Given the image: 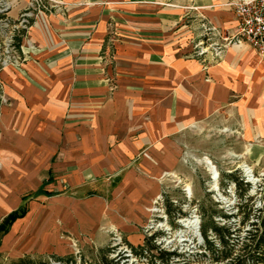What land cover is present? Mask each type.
I'll list each match as a JSON object with an SVG mask.
<instances>
[{
  "label": "crops",
  "instance_id": "0c3cea01",
  "mask_svg": "<svg viewBox=\"0 0 264 264\" xmlns=\"http://www.w3.org/2000/svg\"><path fill=\"white\" fill-rule=\"evenodd\" d=\"M12 1L14 11L26 0ZM233 1L61 0L47 31L27 30L41 50L22 71H0L9 98L0 109V220L49 176L43 189L59 178L71 187L108 172L120 178L108 201L29 199L0 253L13 262L63 257L54 252L60 230L95 237L140 227L156 171L175 168L181 138L204 129L232 137L238 160L264 172V54L245 44L206 63L190 54L202 21L235 29Z\"/></svg>",
  "mask_w": 264,
  "mask_h": 264
},
{
  "label": "rangeland",
  "instance_id": "374dc122",
  "mask_svg": "<svg viewBox=\"0 0 264 264\" xmlns=\"http://www.w3.org/2000/svg\"><path fill=\"white\" fill-rule=\"evenodd\" d=\"M2 2H6L8 8L4 14L0 15V18L5 17L6 21L11 23L0 22V71L6 67L22 71L23 63L34 59L32 53L42 48L30 42L26 36L27 30L37 25L47 31L46 18L60 11L62 3L61 0H26L24 6L18 10L14 8V13L12 0H0V4ZM24 12L29 13V24L25 28L10 25L13 22L16 24L20 14ZM18 38L19 46L16 47L15 41ZM192 47L193 42H191V49ZM106 81L112 82L108 78ZM112 87L110 84V89ZM8 103L9 98L3 90V82L0 78V109ZM232 139L225 135H215L211 129H204L197 136L192 134V136L182 137L181 140L185 143L184 151L181 152L175 168L156 171V193L149 200L145 216L139 220L140 227L135 229L132 227V231L127 233L111 226L105 227L95 237L94 235L71 236L60 230L58 247L54 249V252L58 255H72L74 259L71 264H165L164 260L167 264H212L201 256L202 240L192 230L184 227L183 221L196 219L199 227L200 216L204 213L211 214L219 224H222L220 215L225 214L230 215L228 222L234 230L237 228L235 222L240 218V210H249L252 214L260 208L264 190V183H260V189H257L259 185L256 182L251 183L247 181L248 178L245 180V176L247 177L245 165L238 160ZM246 167L251 169L250 166ZM213 171L216 172L217 189H213ZM229 172L236 177L235 181L228 178ZM253 172L255 175L256 171L253 170ZM119 178L120 172H108L102 174L100 178L92 177L86 185L78 187H71L65 180L59 178V185L46 190L43 186L52 181V177L49 176L37 190L21 197V204L14 211L22 208L23 215L16 219L25 215L27 201L38 195L46 198L57 195L71 197L98 195L108 201ZM168 209L170 213H167ZM15 220L9 224L6 231L0 232V244L2 236ZM245 229H247L246 225L241 231ZM150 234L154 235L152 244L159 250L173 251L178 256L168 259L166 255L150 250L144 256L125 258L119 246H113L111 242L112 236L115 235L120 237L121 242L128 247L129 243L134 244L137 238ZM210 239L215 242L213 237ZM100 248H102L101 251H99ZM41 260L47 261L43 257ZM12 262L9 255L0 253V264Z\"/></svg>",
  "mask_w": 264,
  "mask_h": 264
},
{
  "label": "trees",
  "instance_id": "16d2710c",
  "mask_svg": "<svg viewBox=\"0 0 264 264\" xmlns=\"http://www.w3.org/2000/svg\"><path fill=\"white\" fill-rule=\"evenodd\" d=\"M15 44L16 47L19 46V38L16 39ZM227 176L234 181L236 180L232 172H229ZM167 213H170L169 209ZM22 215V208L9 213L0 222V232L6 231L9 224ZM220 216L222 224H219L211 214L202 213L200 216L198 231L202 240L201 248L203 253H201V256L212 264H264V190L262 191L259 209L252 214H250L249 210H240V218L235 222L237 224L236 229L233 230L228 222L230 215L221 214ZM245 225L247 229L241 231ZM153 234L144 235L141 245L135 247L128 245L132 256H144L150 250H154L158 254H164L168 259L178 256L173 251L164 252L153 245ZM210 237H213L215 242ZM41 258L23 256L11 264H71L74 259L72 255L43 257L47 261L41 260ZM163 262L167 264L166 260Z\"/></svg>",
  "mask_w": 264,
  "mask_h": 264
},
{
  "label": "built area",
  "instance_id": "2783aa9c",
  "mask_svg": "<svg viewBox=\"0 0 264 264\" xmlns=\"http://www.w3.org/2000/svg\"><path fill=\"white\" fill-rule=\"evenodd\" d=\"M232 5L236 17L235 29L231 31L220 29L202 21L199 25L201 31L193 42L190 52L192 57L206 63L208 60L219 58L226 46L239 44H245L259 55L264 54V0H234ZM7 8L8 4L2 2L0 15L4 14ZM28 17L29 13H21L17 23L13 22L10 25L25 28L29 24ZM6 20L5 17L0 18V22L11 23ZM243 164L249 166L246 163ZM251 173L254 175L253 169ZM255 175L256 183L259 185L257 189H260V183H264V172H256ZM245 180H247L246 176ZM111 242L113 246H119V249L124 252L125 258L133 257L129 247L121 242L120 237L112 236Z\"/></svg>",
  "mask_w": 264,
  "mask_h": 264
},
{
  "label": "bare ground",
  "instance_id": "6f19581e",
  "mask_svg": "<svg viewBox=\"0 0 264 264\" xmlns=\"http://www.w3.org/2000/svg\"><path fill=\"white\" fill-rule=\"evenodd\" d=\"M209 164V162H207ZM245 168V171H246V175H247V178H248V181H250L251 183H255L256 182V179L253 177L252 173H251V169L244 166ZM213 175H214V182H213V189H217V184H216V181H215V178H216V172L213 171ZM184 227L186 228H189L190 230H192L194 232L195 235H197V221L196 219H189V220H184L183 221V224H182Z\"/></svg>",
  "mask_w": 264,
  "mask_h": 264
},
{
  "label": "water",
  "instance_id": "95a60500",
  "mask_svg": "<svg viewBox=\"0 0 264 264\" xmlns=\"http://www.w3.org/2000/svg\"><path fill=\"white\" fill-rule=\"evenodd\" d=\"M196 229H197V236H198L199 239H201L200 234L198 232V226L196 227Z\"/></svg>",
  "mask_w": 264,
  "mask_h": 264
}]
</instances>
